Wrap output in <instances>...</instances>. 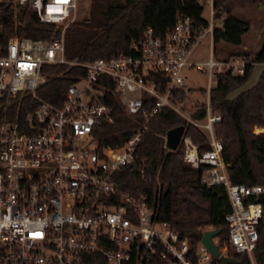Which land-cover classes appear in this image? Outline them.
Returning <instances> with one entry per match:
<instances>
[{"label": "built area", "instance_id": "obj_1", "mask_svg": "<svg viewBox=\"0 0 264 264\" xmlns=\"http://www.w3.org/2000/svg\"><path fill=\"white\" fill-rule=\"evenodd\" d=\"M209 8L208 25L178 12L164 35L147 27L131 42L128 52L92 61H71L85 75L68 86L61 105L43 101L22 120L13 119L12 104L20 93L32 92L47 80L43 67L68 62L65 30L76 19L79 0H0L27 5L42 23L56 24L59 36L48 39L11 36L0 38V264H222L201 237L195 245L167 221L155 218V207L144 190L124 187L119 175L136 167V148L143 128L121 144H100L95 128L113 121L111 107L102 101L109 83L129 115L147 121L165 107L180 113L208 134L210 149L200 151L190 136L184 158L204 166L201 180L226 186L232 209L225 218L229 237L223 254L231 248L254 251L264 205L258 199L264 183L246 184L230 179L222 155L223 144L214 125L221 120L212 111L210 91L217 73L244 75L247 58H215L214 0H198ZM224 29V28H223ZM210 39V57H194L200 43ZM209 68L206 116L192 119L183 111L185 69ZM166 146V145H165ZM167 147V146H166ZM139 169L142 167H138ZM230 255V254H229Z\"/></svg>", "mask_w": 264, "mask_h": 264}, {"label": "trees", "instance_id": "obj_2", "mask_svg": "<svg viewBox=\"0 0 264 264\" xmlns=\"http://www.w3.org/2000/svg\"><path fill=\"white\" fill-rule=\"evenodd\" d=\"M232 1L214 0V15L224 20L223 27L214 30L213 44L225 43L227 55L223 58L238 55L246 57L248 62L244 75H233L229 71L217 73L210 101L212 111L218 112L221 120L215 123L214 131L222 140L224 159L230 162L227 166L230 179L246 184L264 183V132H255L256 126H264V68L252 87L230 96L250 79L255 64H264V41L258 52L244 47V34L251 27L246 20L231 14ZM178 12L190 15L198 27L209 23L204 15L205 5L198 0H89L87 15L66 27L68 62L43 67L46 82L35 93L19 94L11 106L13 119L22 120L43 101L61 105L68 86L85 75V68L71 61L88 62L128 52L131 42L141 38L147 27H152L158 35L166 34L173 27ZM60 33L58 25L40 22L36 11L27 5L3 3L0 7L3 41L11 36L48 39ZM109 88L101 99L111 107L113 121H103L95 128L100 144H121L128 136L144 129L136 148V167L119 174L124 187L146 191L155 207V218L167 221L182 235L187 234L193 245L209 226L220 228L223 245L229 237L225 215L232 209L226 186L203 183L204 166L194 167L184 158L185 136H190L200 151L211 148L205 131L170 107L163 108L149 121L142 114L129 115L119 95L111 90L112 82ZM203 91L206 93L205 89ZM179 93L184 97L187 90L180 89ZM205 116L206 104L201 103L193 118ZM179 125L185 126L181 143L176 149L166 147L167 131ZM258 199L264 205V193ZM228 253L239 260L228 264H251L247 252L229 248ZM254 255L258 264H264V223L259 225ZM145 264L162 262L151 259Z\"/></svg>", "mask_w": 264, "mask_h": 264}, {"label": "rangeland", "instance_id": "obj_3", "mask_svg": "<svg viewBox=\"0 0 264 264\" xmlns=\"http://www.w3.org/2000/svg\"><path fill=\"white\" fill-rule=\"evenodd\" d=\"M232 11L231 14L246 20L251 27L250 21L256 24V27L250 28L244 34V43L246 48L255 51L260 44H263L264 38L259 33V31L264 26V0H233L231 3ZM89 10V0H79V7L76 13V19H80L87 15ZM204 15L210 18L209 8L205 6ZM224 18L216 20V22L221 23ZM262 31V30H261ZM210 39L209 37L204 39L198 46L194 57L205 61L210 57ZM213 53L215 58H223L227 55L225 43L219 42L214 46ZM264 65L262 63H257L252 71L250 79L236 91L232 92L230 96H234L245 88L253 85V81L257 80L260 72L262 71ZM184 74L187 75L185 89L187 90L186 96H184V107L183 111L185 115L193 118V113L196 111L197 107L201 103H205L207 100V91L204 93V89L207 90L210 84L209 79V68L205 69H185ZM216 82L213 80L212 85L214 86ZM207 132V131H205ZM256 133H263L261 126L255 127ZM207 134V133H206ZM208 136V134H207ZM208 228H211L209 226Z\"/></svg>", "mask_w": 264, "mask_h": 264}, {"label": "water", "instance_id": "obj_4", "mask_svg": "<svg viewBox=\"0 0 264 264\" xmlns=\"http://www.w3.org/2000/svg\"><path fill=\"white\" fill-rule=\"evenodd\" d=\"M184 131V125H179L169 129L165 137L166 146L171 149H176L181 143ZM219 231L220 228L218 227H211L205 229L201 236L202 241L209 247V249L213 252L215 256L221 259L222 264L238 262L239 260L235 256L221 253L219 244L215 242L213 238L215 235L219 234Z\"/></svg>", "mask_w": 264, "mask_h": 264}, {"label": "crops", "instance_id": "obj_5", "mask_svg": "<svg viewBox=\"0 0 264 264\" xmlns=\"http://www.w3.org/2000/svg\"><path fill=\"white\" fill-rule=\"evenodd\" d=\"M250 24H251V28H255L256 27V24L255 23H253V22H251L250 21ZM262 30V31H261ZM260 31H259V33L262 35V37L264 38V26H263V28L261 29ZM244 47L246 48V45H244ZM261 47H262V44H260L258 47H257V49L255 50V52H258L260 49H261ZM256 65V64H255ZM264 65V64H263ZM264 68V67H263ZM263 70V69H262ZM262 72V71H261ZM261 72H260V74H261ZM260 74H259V76H260ZM259 76L257 77V80H256V78H255V80L253 81V85L258 81V78H259ZM252 85V86H253ZM252 86H250V87H252ZM250 87H248V88H250ZM245 89H247V88H245ZM245 89H243V90H245ZM261 130L263 131L264 130V126H261Z\"/></svg>", "mask_w": 264, "mask_h": 264}]
</instances>
